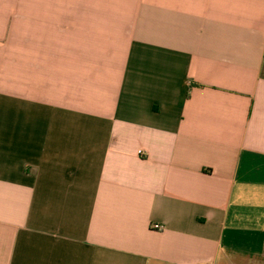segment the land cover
Instances as JSON below:
<instances>
[{"label": "crops", "instance_id": "1", "mask_svg": "<svg viewBox=\"0 0 264 264\" xmlns=\"http://www.w3.org/2000/svg\"><path fill=\"white\" fill-rule=\"evenodd\" d=\"M0 264H264V0H0Z\"/></svg>", "mask_w": 264, "mask_h": 264}, {"label": "rangeland", "instance_id": "2", "mask_svg": "<svg viewBox=\"0 0 264 264\" xmlns=\"http://www.w3.org/2000/svg\"><path fill=\"white\" fill-rule=\"evenodd\" d=\"M2 83L5 85V86H10V76L6 77V76H3L2 77Z\"/></svg>", "mask_w": 264, "mask_h": 264}, {"label": "built area", "instance_id": "3", "mask_svg": "<svg viewBox=\"0 0 264 264\" xmlns=\"http://www.w3.org/2000/svg\"><path fill=\"white\" fill-rule=\"evenodd\" d=\"M157 228H158V229H160V228H161V226H157Z\"/></svg>", "mask_w": 264, "mask_h": 264}]
</instances>
